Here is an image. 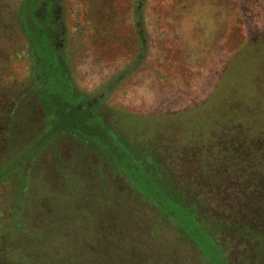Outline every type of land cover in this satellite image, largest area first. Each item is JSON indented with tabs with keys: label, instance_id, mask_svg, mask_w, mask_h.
Returning a JSON list of instances; mask_svg holds the SVG:
<instances>
[{
	"label": "rangeland",
	"instance_id": "374dc122",
	"mask_svg": "<svg viewBox=\"0 0 264 264\" xmlns=\"http://www.w3.org/2000/svg\"><path fill=\"white\" fill-rule=\"evenodd\" d=\"M135 3L65 0L74 83L85 101L105 94L92 107L95 128L69 121L71 134L58 132L34 155L28 229L8 235L2 264H260L195 206L200 197L214 209L221 199L247 202L263 190L248 179L263 169L258 151L245 169L247 198L224 181L217 193L216 177L202 173L221 171L219 148L232 143L226 133L237 123L264 135V0H145L138 61ZM16 11L15 0H0V128L13 129L1 132L0 160L62 118L56 101L46 115L30 87ZM17 182L13 173L0 184V221Z\"/></svg>",
	"mask_w": 264,
	"mask_h": 264
},
{
	"label": "trees",
	"instance_id": "16d2710c",
	"mask_svg": "<svg viewBox=\"0 0 264 264\" xmlns=\"http://www.w3.org/2000/svg\"><path fill=\"white\" fill-rule=\"evenodd\" d=\"M144 1L136 0L133 8L136 39L139 47L137 61L146 49L145 21L143 17ZM15 2L17 4L16 18L18 26L26 42L27 54L29 55L30 87L37 94L46 115L52 113L56 101L61 106L60 111H62L60 114L62 118L59 124H56L57 128L54 125L55 120L48 119L47 126L27 143L21 144L17 154H6L0 160V184L10 180L13 173L18 175V182L12 190L11 205L8 208L9 217L4 221H0V264H2V257L7 248L8 235L13 231L28 229L23 220L25 214L26 173L33 162L34 155L51 141L58 132L64 131L71 134L69 121L73 122L75 119L76 124L80 126L88 124L90 127L95 128L94 124L91 125L97 119L94 113L95 109L93 110L92 107L98 104L103 94H105V92H98L95 97L86 98L85 101L82 98L84 97L82 92L78 90L74 83L69 66L71 53L69 46H67L68 24L65 21V0H15ZM133 68L134 66L127 69L125 74L132 71ZM57 85L60 87H57ZM76 97H81L82 100L87 102V106H90L91 110L82 113L81 110L83 109H80L83 108L82 103L76 100ZM239 100L242 101L243 99ZM257 110L258 106L252 108V111ZM241 113L243 114L244 111L235 115L241 116ZM236 125L233 126L231 131L225 132L229 137H234L232 143L228 142L226 146L219 148V151H223L218 160L226 166L217 163V170L221 171L209 173L210 175H203L202 173V177H207L208 180H210V177H216L217 193L221 191V185L218 184L224 181L225 185H234L233 197L247 198L246 193H244L246 191L245 169L250 164L249 161L252 159L253 152H259L263 169L254 171L251 176H248V179L255 177L256 181L261 180L260 182L264 185V135L256 137L255 128L251 124L244 126L237 123ZM1 132L10 135L13 129L12 127L0 128V137L4 134H1ZM77 137L85 143H89L91 140V138L85 137L81 133H78ZM249 140L255 141V144L257 140L260 141L257 142L260 149L252 146ZM6 144L8 143H3L4 146ZM93 147L96 148L94 145ZM238 176H241V179ZM252 192L249 191V201L247 202L221 199L222 201L216 203L214 209L212 208L214 205L211 207V204L204 200L205 197H200V202L195 207L201 220L215 221V231L224 233L226 239L228 237L238 241L235 247H242L240 253L239 250H236L241 257L248 259L249 262L259 260L260 264H264V252L260 251L264 249V219H261V212H264V186L262 191L257 187L256 195ZM257 197L258 203H256ZM261 240H263V243L260 242ZM225 247L226 249L227 247L234 248V246L228 245L227 242Z\"/></svg>",
	"mask_w": 264,
	"mask_h": 264
}]
</instances>
